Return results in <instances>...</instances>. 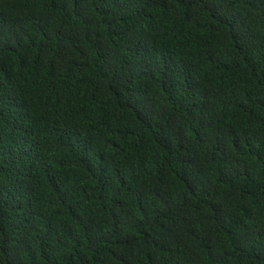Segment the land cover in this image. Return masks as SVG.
<instances>
[{"label":"trees","instance_id":"obj_1","mask_svg":"<svg viewBox=\"0 0 264 264\" xmlns=\"http://www.w3.org/2000/svg\"><path fill=\"white\" fill-rule=\"evenodd\" d=\"M0 264H264V0H0Z\"/></svg>","mask_w":264,"mask_h":264}]
</instances>
